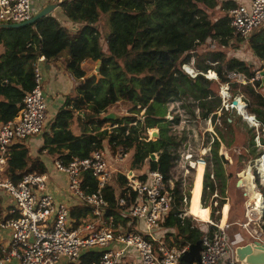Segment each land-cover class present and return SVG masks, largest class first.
<instances>
[{"label":"trees","instance_id":"obj_1","mask_svg":"<svg viewBox=\"0 0 264 264\" xmlns=\"http://www.w3.org/2000/svg\"><path fill=\"white\" fill-rule=\"evenodd\" d=\"M237 6L235 0H63L60 7L67 20L80 25L74 31L51 15L35 25L0 28V124L18 116L26 94L35 86L34 65L40 55L47 61L66 57L68 71L76 80L82 81L76 89L78 96L75 99L71 95L66 97L48 131L41 137L11 147L9 178L18 183L28 173L47 174L49 165L43 161L44 152L68 165L74 159H87L93 152L104 150L107 140L112 150L118 147L126 152L135 150L134 168L148 162L151 170L169 177L173 161L171 150L176 143L169 135L166 123L167 104L181 96L184 84L192 88V94L197 98L207 99L212 95L208 89L210 82L204 76L192 79L182 69L190 63L192 53L211 41H218L221 49L205 57L218 63L219 67L215 69L204 64L203 72L216 70L222 82H229L223 75V68L227 72L244 74L250 80L256 78L257 72L262 74L249 88L261 107L250 113L264 127V97L255 91L264 86V28L255 32L249 42L255 57L262 63L259 68L237 58L229 59L226 51L230 50L234 35L230 11ZM216 11L223 15L213 20L209 12ZM86 61L102 63L101 79L87 77L82 67ZM121 100L133 103L130 111L133 114L146 109L144 121L135 116L120 121L105 119L103 115L108 109ZM218 107V104L209 106L205 116ZM75 120L79 135L72 130ZM108 123L117 126L111 133L104 129ZM153 129L159 130V138L147 141L148 131ZM153 155L159 156L158 161L152 159ZM214 159L216 176L223 181L224 194L226 179L217 151ZM202 174L204 176V171L199 172ZM117 182L121 189L127 183L122 176ZM196 184L199 187V177ZM83 186L84 189L89 187L87 192L92 193L97 189V182L86 173ZM115 191L117 187L105 190V199L109 203L106 220L112 218L114 229L129 232L136 222L130 217L124 218L122 212L130 207V199L126 190H122L121 197L126 198L127 203L121 207ZM176 193L177 205L162 228L169 249H182L203 238V233L190 218H181L182 196L178 190ZM5 203L10 204L0 191V220L4 218ZM91 215L89 206L71 208L75 227ZM99 256L97 251H86L82 264H91Z\"/></svg>","mask_w":264,"mask_h":264},{"label":"built area","instance_id":"obj_2","mask_svg":"<svg viewBox=\"0 0 264 264\" xmlns=\"http://www.w3.org/2000/svg\"><path fill=\"white\" fill-rule=\"evenodd\" d=\"M54 1L59 3L62 0ZM235 1L238 6L230 11L234 30L231 44L236 40L249 43L252 35L264 27V0ZM34 16L33 0H0V24L25 23ZM79 26L71 23L69 27L74 31ZM211 47L217 48L215 43ZM45 62V56L40 55L34 65L35 86L26 94L18 116L0 124V175L8 168L10 149L14 144L41 137L49 129L50 105L42 70ZM260 78L256 75L250 80L244 74L230 73L232 81L243 85ZM230 109L233 110L232 107ZM257 140L256 147L260 153L238 174L237 187L244 202L243 218L238 223L230 219V199L224 198L223 205H220L211 145L195 149L183 144L185 151L173 155L169 177L150 168L146 172L141 168L123 171L119 164L126 161L129 152L123 148L118 150L120 147L112 150L109 145L105 149L109 147L110 150L95 151L89 158H77L68 165L57 159L53 167L67 177V195L72 205L59 202L50 193L48 174L28 173L18 183L10 178L1 181L0 191L12 202L5 206L4 218L0 220V264H82L83 254L91 250L100 253L91 264H247V259L239 257L240 249L250 246L264 252V145L260 139ZM220 158L225 168L234 163L226 148L220 151ZM158 159L156 155V161ZM202 161L205 164L202 205L210 209V218L213 211L223 217L226 205L229 213L225 224H222L221 217L217 222L209 221L202 227L198 225L201 224L198 223L200 219L196 218L198 221L194 225L203 233L200 260L184 262L182 258L191 245L169 249L165 244L166 232L162 228L177 205L176 190L182 196L181 207L187 206L185 211L180 207L181 218L191 216L188 212ZM86 173L97 182V189L92 193L87 192L89 187L84 189L83 186ZM248 174L252 175L253 181ZM119 176L127 181L122 189L117 182ZM206 180H209L207 187ZM212 185L215 186L214 192ZM109 187H117L115 194L121 207L127 203L121 192H127L130 207L122 212V216L136 222L129 232L114 229L112 218L106 220L109 203L105 199V190ZM205 195H211L210 205L203 201ZM72 206H89L92 215L75 227V221L71 219ZM234 227H239L243 234L249 236L244 245L243 236L233 237Z\"/></svg>","mask_w":264,"mask_h":264},{"label":"rangeland","instance_id":"obj_3","mask_svg":"<svg viewBox=\"0 0 264 264\" xmlns=\"http://www.w3.org/2000/svg\"><path fill=\"white\" fill-rule=\"evenodd\" d=\"M33 5H34V0H33ZM209 14L213 20H216L222 17L223 15L221 11L209 12ZM262 28L264 27H261L260 29ZM213 43L216 44L217 46L216 49H212L211 44ZM219 49L221 48L219 46L218 41H211L201 46L198 51L192 53L193 57L191 58L190 63L182 66L183 71L187 75H189L192 79H195L198 75L204 76L210 82L208 84V89L212 92V95L207 99H203L201 98V96L197 98L194 94H192V88L184 84L183 87L184 91L182 92L181 96L172 99L167 104L168 117L166 116L167 117L166 123L168 125L169 135H171L174 138L176 143V145L171 150L172 155L175 154L176 156L178 155L179 152L180 153L184 152L185 149L183 144L185 145L188 144L187 145L188 147H192L195 149L198 148L201 149L203 148V146L211 145L212 147L211 160L214 162L215 166L213 167L215 168V170H216V161L214 159L215 151L218 152V156L220 157V151L221 150L223 151V148L224 149L226 148L229 151L230 155H232L234 162L233 165L227 166L226 168L225 166L223 167L224 176L226 179L224 194L222 193L223 181L218 180L217 178L216 183L218 185L217 189L220 194V205H223L224 201L222 200L224 198H229L232 209L230 213V219L231 221L238 223L243 218V203H244L242 198V192L237 187L238 174L239 172L245 169L246 164L251 159H253L254 157H256V155L260 153L259 149L256 147V141H258L257 139H260L259 141H261V143L264 145V127H262L260 121L257 119L255 115L253 116L257 121H255V124H252L250 122H247L245 119H243V117L240 116L236 110H231L229 106H226L225 98L222 95L223 88L229 85L228 86L230 88L229 94L231 95V98H229L227 102L230 103L232 100L237 98L238 102H242L246 106H248L246 110L249 114H251L250 112L252 111V109L261 108L258 105L259 103L258 99L252 95V92L249 88L253 83L252 81L248 82V84L246 85L237 83V81H232L230 79L231 72H227L226 68H223V75L228 79L229 82H222V79L217 75L216 70H209L207 72H203L202 67L204 64L211 65L213 68L218 69L219 67L218 63H212L209 59L206 60L207 58L205 56L208 53L217 51ZM226 53L229 59L237 58L239 60L246 62L248 65H252L253 67H255V69L259 68L262 64L255 57L254 52L251 50L250 44L243 43L240 40H236L234 44H231L230 50H227ZM83 68L86 71L87 77L91 78L93 76H96L98 79H101L99 75V70H100L99 62L89 61L87 64H84ZM188 68H191L193 71H195L196 75H191ZM209 72L214 73L215 78L216 77L217 78L216 79L214 78L215 80L211 79L209 77L210 74ZM256 75L257 77H262V74L260 72H257ZM204 83L205 82H203L202 84ZM81 84L82 81H78V80L76 81V84H74L75 86L70 94L71 96L74 97V99L78 96L76 89ZM255 91L257 93H260L264 97V86L262 87V89L260 90L257 89ZM51 95L52 93H50V96ZM216 104L219 105V107L215 109L216 112L214 111L213 113H210L207 117H205V114L208 111L207 110L208 107ZM133 107L134 105L130 101L121 100L115 106L109 108L107 113L104 114L103 117H105L111 112H115L117 115H120L122 117V120L135 116L137 117L138 120L144 121L145 119L144 115L146 109L140 110V113L137 112V114H133L130 112ZM138 109H140V107H138L137 110ZM113 128L114 126H112L111 123H108L106 124V126H104V129H107L109 133L113 131ZM72 130L74 132L75 131L79 132L78 134L77 133L75 134L77 135L80 134L77 120L74 121ZM156 132L159 133V130L153 129L148 131L147 141L158 140V137H154V133ZM31 139H35V138H31ZM31 139H29L28 141H30ZM108 143H109L108 140L105 141L104 144L105 147L106 145H108ZM121 148L122 147H120L118 150H121ZM107 149L110 150L109 147H107ZM236 151H238L239 154H236ZM128 154L129 156L126 159V161L124 163L119 164V167L123 171L124 170L127 171L132 168L134 169L132 164L134 160L135 150L129 151ZM199 154H201V152H199ZM195 158L198 160L202 159V157H197V156H195ZM221 163L223 165L222 161ZM140 168L143 170V172H146L150 168V165L148 164V162H146ZM203 169L204 170L201 169L202 170L201 173L205 171L204 162H203ZM211 169L212 168L210 166L209 170ZM8 178H9V174L7 173L6 170L5 173L0 175V182L5 181ZM208 184H209V180H206L205 187H207ZM204 197L205 198L203 201H205L207 205H210L212 202L211 195H205ZM5 198H6V202L7 201L9 203L12 202V200L9 197L5 196ZM194 204L197 205V198H195L194 200V192H193V197L190 207L192 208ZM200 204L203 213L205 212L203 210H206L210 213V209L205 208L202 205L201 199H200ZM5 205H7V203H5ZM181 208L183 209V211H185L187 209V206L182 205ZM221 217H222L221 215H218L213 211L210 220L213 222H217L218 220L221 219ZM187 218H190L192 222H194L195 224L198 221L193 216H187ZM198 223H201L198 225L202 227L206 226V222L198 221Z\"/></svg>","mask_w":264,"mask_h":264},{"label":"crops","instance_id":"obj_4","mask_svg":"<svg viewBox=\"0 0 264 264\" xmlns=\"http://www.w3.org/2000/svg\"><path fill=\"white\" fill-rule=\"evenodd\" d=\"M61 2L58 3L59 5L58 9L54 11L51 14V16L56 17L63 26H68L71 23L67 20V18L65 17V15L61 10L60 7ZM53 3H57V1L40 0L39 2V0H34L33 6H34L35 15L40 13L46 6ZM65 61H66V57H60L56 61H47L42 64V70L45 81V90L47 91V96L50 105L49 120L54 119L57 110L62 105L66 97H68L71 94L72 89L75 86L74 84H76L77 81L74 78V76L71 75V73L68 71ZM88 62L89 61L84 62L82 64V67L84 66V64H87ZM50 93H52L51 96ZM74 133L78 134L79 132L75 131ZM40 140H41L40 142H42L41 138ZM38 144L41 145V143ZM35 152H37V149L35 150ZM55 160L57 159L51 158L46 152H44L43 161L46 162L47 166L49 165L48 166L49 172L47 174L50 176V183L48 190L56 197V199L59 202H64L66 204L72 205V202L69 200L67 195V184H68L67 177L55 171L53 167V162ZM232 235L234 238L238 235L243 236L245 242L242 245H244L247 241H249V236H247V234H243L239 227H234L232 229Z\"/></svg>","mask_w":264,"mask_h":264},{"label":"water","instance_id":"obj_5","mask_svg":"<svg viewBox=\"0 0 264 264\" xmlns=\"http://www.w3.org/2000/svg\"><path fill=\"white\" fill-rule=\"evenodd\" d=\"M59 5L58 3L49 4L46 6L40 13L36 14L31 20L20 23V24H0V28H13V29H19L23 27H27L29 25H35L38 21L41 19L47 18L50 16L54 11L58 9ZM101 62H99V66H101ZM233 106L238 105V101L236 99L232 100L230 103ZM234 110V108H233ZM255 118V117H254ZM105 119L109 121H120L122 120V117L120 115H117L115 112H111L108 115L105 116ZM154 137L159 138V133H154ZM153 160H156V155L152 156ZM202 250V243L201 241L193 244L190 246V250L183 256L182 261L184 262H194L195 260H200V252ZM261 251V250H253L252 247H246L244 249L239 250V257L244 260L247 259V264H264V260L258 258V257H252L254 252Z\"/></svg>","mask_w":264,"mask_h":264},{"label":"bare ground","instance_id":"obj_6","mask_svg":"<svg viewBox=\"0 0 264 264\" xmlns=\"http://www.w3.org/2000/svg\"><path fill=\"white\" fill-rule=\"evenodd\" d=\"M189 69V72H190V74L191 75H196L195 74V71H193L191 68H188ZM187 69V70H188ZM188 72V71H187ZM210 74H209V77L211 78V79H214L215 78V75H214V73H212V72H209ZM194 77V76H193ZM217 78V77H216ZM215 78V79H216ZM214 79V80H215ZM228 88L227 87H224L223 88V91H222V95L224 96V98H225V103H226V105L228 104V99L231 97V95L229 94V92H228ZM237 100V99H236ZM229 107L231 108H234V109H236V111L238 112V114L240 115V116H242L243 117V119H245L247 122H250V123H252V124H255V121H257L255 118H254V116L253 115H251V114H249L248 112H247V110H246V105L244 104V103H242V102H238V105H235V106H231V105H229ZM258 124V123H257ZM200 165H199V169H198V173H197V175H196V178H195V182L197 181V179H198V177H199V182H200V184H199V187H197V184L195 183V188L193 189V192H194V200H195V198H197V205L196 204H194L193 205V207L191 208L190 207V209H189V215H191V216H194L195 218H197V219H200V221H203V222H209V221H211L210 220V213L208 212V211H206V210H203V211H205L204 213L202 212V208H201V204H200V199H201V197H202V192H203V178H204V176H203V174L202 175H199V172L200 171H202L201 170V167L203 168V162H200L199 163ZM204 175H205V171H204ZM248 177L249 178H251V181H253V177H252V175L251 174H248ZM195 202V201H194ZM228 210H229V206L228 205H226L225 207H224V209H223V219H222V224H225L226 223V221H227V215H228ZM252 257H258V258H260V259H262V260H264V252L263 251H256V252H254V254H253V256Z\"/></svg>","mask_w":264,"mask_h":264},{"label":"flooded vegetation","instance_id":"obj_7","mask_svg":"<svg viewBox=\"0 0 264 264\" xmlns=\"http://www.w3.org/2000/svg\"><path fill=\"white\" fill-rule=\"evenodd\" d=\"M209 98V97H208ZM205 117H207V116H205Z\"/></svg>","mask_w":264,"mask_h":264}]
</instances>
